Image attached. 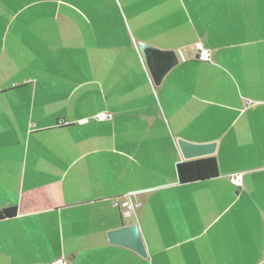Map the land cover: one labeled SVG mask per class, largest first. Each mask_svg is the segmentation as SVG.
<instances>
[{"label": "crops", "instance_id": "obj_1", "mask_svg": "<svg viewBox=\"0 0 264 264\" xmlns=\"http://www.w3.org/2000/svg\"><path fill=\"white\" fill-rule=\"evenodd\" d=\"M140 42L178 56L158 86ZM176 139L218 176L180 183ZM8 209L0 264H264V0H0ZM133 224L146 258L109 244Z\"/></svg>", "mask_w": 264, "mask_h": 264}, {"label": "water", "instance_id": "obj_2", "mask_svg": "<svg viewBox=\"0 0 264 264\" xmlns=\"http://www.w3.org/2000/svg\"><path fill=\"white\" fill-rule=\"evenodd\" d=\"M142 60L148 70L151 80L158 86L164 76L179 63L178 56L172 50H159L144 43H137ZM176 146L181 158L185 161L210 157L215 153L217 143H192L183 139H176ZM109 244L120 246L146 258L147 251L137 224L121 227L109 231Z\"/></svg>", "mask_w": 264, "mask_h": 264}, {"label": "trees", "instance_id": "obj_3", "mask_svg": "<svg viewBox=\"0 0 264 264\" xmlns=\"http://www.w3.org/2000/svg\"><path fill=\"white\" fill-rule=\"evenodd\" d=\"M177 176L182 184L214 178L218 176L217 161L215 157L210 156L180 162L177 165ZM14 213L13 209L4 210L0 217H11Z\"/></svg>", "mask_w": 264, "mask_h": 264}, {"label": "built area", "instance_id": "obj_4", "mask_svg": "<svg viewBox=\"0 0 264 264\" xmlns=\"http://www.w3.org/2000/svg\"><path fill=\"white\" fill-rule=\"evenodd\" d=\"M196 59L203 61V62H208L210 61V52L208 50H205L202 46L197 45ZM111 118H112V115L110 113L102 112V113H97L89 118L80 119L76 121V124L85 125L89 123L90 120L100 122V121L110 120ZM230 182L236 188H240L242 186V175L234 174L230 176ZM132 195L133 194H127L124 198H122L121 201L116 200L114 202V206L121 208L125 216H130L134 214L135 210L140 207V204L138 202L131 200ZM53 264H65V261L63 259H59L53 262Z\"/></svg>", "mask_w": 264, "mask_h": 264}]
</instances>
